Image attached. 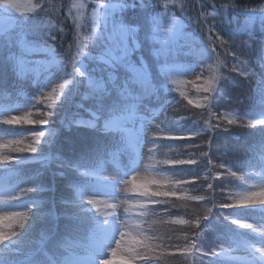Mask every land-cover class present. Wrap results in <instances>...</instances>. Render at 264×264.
<instances>
[{
	"label": "trees",
	"instance_id": "1",
	"mask_svg": "<svg viewBox=\"0 0 264 264\" xmlns=\"http://www.w3.org/2000/svg\"><path fill=\"white\" fill-rule=\"evenodd\" d=\"M36 2L43 4L44 9L25 11L20 19L26 27H17L13 37L22 40L25 46L27 43L30 46L43 45L45 42L50 44L51 55L42 54L31 58L52 59L54 56L60 63L53 65L49 73L41 72L40 76L29 74L23 79H17L12 75L10 67L0 62V96L5 94L2 99L26 101L31 107L33 118H36L38 113L34 109L39 104L43 106L47 103L46 97L44 100L39 99L41 92L48 90L50 84L60 82L53 93L54 109L47 125L9 124L0 115V128L15 133L28 132L27 137L32 132L45 131L38 147L40 152L19 155L45 158L49 157L50 151L52 159L36 168V171L41 172L23 174V178H30L33 185H40L34 188L30 196L39 198L42 202L33 208L36 218L27 222L15 239L0 247V255L6 259L14 257L22 260L34 251H37L39 257L49 250L57 255L66 254L68 245L65 244H70V239H79L95 228L96 213L87 203L88 198L78 192V187L83 186L87 180L80 178L79 170H74L69 165L78 161L77 153L72 152L78 151L87 155L86 160L79 161L80 166H84L81 164H86L97 155L90 150L102 141L94 136L90 128L77 132L62 126V121L66 122L74 115L90 119L89 113L76 109L75 105L83 102L88 106L92 101H82L80 93L75 92L69 93L65 99L64 93L69 92L70 86L64 85L61 89L60 85L65 79L73 78V60L78 67L83 62L82 70H87L94 79H106L108 72L113 70L112 57L122 55L119 25L113 28L110 21L132 15L131 12L121 10L120 5L125 0ZM88 2L93 6L96 3L102 5L105 11L106 4L112 6L107 29L104 27L97 37L91 34L92 19L86 15L85 9L82 10ZM127 2L131 3L133 0ZM136 2L149 5V23L146 28L129 36V46L134 47L135 41L139 47L134 48L126 58L127 75L129 78L135 77L131 68H139L138 59L143 56L146 64L154 69L152 86L157 91L144 94L137 84L132 88V96L140 95L142 98L138 101L165 109L166 119L163 125L167 133H175L162 139V154L169 158L162 160L160 164L170 180L160 182L161 187L157 186L162 194L157 192L158 188L152 194L158 198V202L152 209L151 237L145 238V242L151 240V249L146 244L138 243V254L149 257L155 264H236L230 255L231 248L235 245L246 246V241H250V238L233 221L243 220L254 231L264 234V191L255 199L250 196L252 185L253 189L258 187L260 180L264 178V124L248 126L246 123L248 120L258 122L259 118L256 116L264 112V37L259 36L258 19L254 20L252 26H244V21L249 19L244 11L264 7V0ZM160 12L165 16L162 25L154 19L155 14ZM33 19L38 22L36 26L32 21L27 24L28 20ZM175 21H179V25ZM209 27L215 28V32L211 34L213 40L219 34L224 41L223 46L220 41L215 42L214 53L208 41ZM161 28L162 39H159L156 34L159 35ZM177 28L186 36V40L179 39L178 43L184 47L176 60L203 65L209 71L207 79L215 78L217 81L214 90L209 93L210 109L202 108V105L207 107L203 86H200V91L192 90L190 84L185 87L176 86L167 72L159 73V69L165 66L162 43ZM112 29L117 38L112 36L113 39L109 40V31ZM3 35L4 33L0 34V40ZM52 36H55V40L51 39ZM260 40V43L254 42ZM14 50L18 51V48ZM101 53H104L102 60L99 59ZM227 53L232 54H229V62ZM245 61L247 63H243ZM234 65L239 71H232ZM125 71L124 64H120L115 74L123 76ZM254 71L260 77L258 80L250 76ZM242 72H247L250 77L242 75ZM44 78L49 82H43ZM83 91L84 87L81 86L80 92ZM191 95L200 100H195ZM131 101L134 100L129 98L127 104ZM209 110L220 116H234L237 123L230 124L216 116L209 117ZM206 119H210L212 127L206 126ZM49 133L52 136L51 143H48ZM56 153L61 154V159L55 158ZM10 166L21 170L29 167L20 158ZM241 193L247 194V199L257 203L232 206ZM209 208L212 212L205 218ZM74 212L79 224L73 229L66 225L70 224V216ZM15 226L8 224L6 227L10 230ZM222 244L228 249L227 253L205 254L214 249L219 252L217 246Z\"/></svg>",
	"mask_w": 264,
	"mask_h": 264
},
{
	"label": "snow or ice",
	"instance_id": "2",
	"mask_svg": "<svg viewBox=\"0 0 264 264\" xmlns=\"http://www.w3.org/2000/svg\"><path fill=\"white\" fill-rule=\"evenodd\" d=\"M111 5H105V29H107L109 14L111 11ZM121 10L125 13L131 12V16L125 15L120 20H113V26L119 25V31L121 35L120 40V50L122 55L119 57H112V71H109L106 79H94L87 70L84 69V64L81 62L78 67L76 63L72 62L73 69V78L71 80L65 79L63 84L60 85L61 89H63L64 85H69V92L64 93V98L67 99L69 93H80L82 101L91 100L92 103L88 106H85V103H77L75 105L76 109L83 111L85 113H89L90 119H83L79 116H73L71 119H67L66 122L62 121V126L67 127L69 130H75L77 132L81 131L85 128L92 129V133L98 140L102 141V143H97L93 149L90 151L92 153L97 154V158L105 157L109 154L115 155V151L119 148L121 139L124 136H127L131 141L132 132L126 127V124L129 122L130 117L126 114L129 111V106L127 101L129 98L132 100H139L142 97L140 95L132 96V88L134 85L139 84L143 89L144 94L155 93L157 89L152 86V80L154 78V69L151 65L146 64V61L143 56L138 59V63L140 64L139 68L132 67L131 71L135 73L134 78H129L127 75V64L125 63L126 58L131 54L134 48H138L139 45L133 41L134 47L129 46V36L134 34L144 28L147 27L149 23L148 19V10L149 5L144 3H137L136 0L128 3L125 0V3L120 5ZM226 7V6H225ZM43 10L44 5L41 3H37L31 5L29 9H22L19 4L10 3L9 0H0V32L4 33L2 40H0V62L7 64L12 72V75L17 79H23L29 74L39 75L41 72H51L53 65H58L60 62L55 59L53 56L52 59H32L31 57L39 56L42 54L51 55L52 54V46L47 44L46 42L43 45H34L31 47H27L24 45L22 40L14 39L13 33H15L16 28L19 27L23 29L26 27L24 21L20 19L21 16L24 15V12L27 10ZM17 13L20 15L17 16ZM244 15L249 17V19L244 21L245 27H250L254 20L258 19L259 21V36L264 37V7H260L257 9H246L244 11ZM177 25H179V21H175ZM209 36L208 41L211 46V50L215 52V42L220 41L221 46H223L224 41L219 34H216L215 40L212 38V33L215 32L214 27H209ZM103 35V33H101ZM184 38L186 40V36L177 28L176 31L172 32L169 36V39L162 43V55L164 57V65L159 69V73L173 71L174 66L176 64V58L178 54L183 49L184 45H180L178 43L179 39ZM249 38H252V32H249ZM52 40H55V36L51 37ZM109 40H112L113 37L111 34L108 36ZM257 43L262 42L254 41ZM18 51L14 50L17 49ZM235 55V53H233ZM104 58V53H101L99 59ZM243 63H247L246 61ZM120 64H124L126 69L125 74L123 76H117L115 74L116 68L120 66ZM203 67V65L201 66ZM232 71H239V69L234 65ZM156 73V75H159ZM244 76L252 77L258 80L260 77L254 71L249 74L247 72L241 73ZM78 77V78H77ZM197 79H200L197 76ZM217 81L215 78H209L205 81V85L202 87V91L204 93V102L207 105H202L204 109H210L208 107L211 93L214 90ZM81 86L84 87V91L80 92ZM198 91L201 88L198 87ZM55 92V88L52 89V92L47 94L46 100L47 103L41 106L36 107L34 110L38 115L36 118H33V113L31 111L27 112L23 116L13 115L8 120L9 124H30V125H47L49 123V116L52 114V110L54 109V97L53 93ZM127 93V95H125ZM39 99L44 100L45 96L43 91L40 94ZM61 101V99H60ZM59 101V102H60ZM57 105V104H56ZM55 105V106H56ZM46 109V110H45ZM209 117L216 116L218 119L222 121H226L230 124H236L237 120L233 116L229 118V116L224 115L220 116L218 113L208 112ZM248 126L264 124V121H254L248 120ZM205 124L208 127H212L210 119L205 120ZM45 136V131H35L32 132L25 139L28 141L25 143V139H14L7 141L6 143L0 144V148H10V153H36L37 146L41 143L42 137ZM195 137V134H192ZM48 143L52 142L51 133L48 134ZM56 159H61V154H55ZM13 159L11 155L0 156V161H9ZM49 157L43 158V161H47ZM86 160V155L81 154L78 158V161L74 164L69 165L74 170L80 167L79 161ZM84 174H88L84 172ZM218 177V176H217ZM26 192L34 191V188L27 187L24 189ZM90 205H98L100 201L97 199H88L87 201ZM104 204L107 201L103 202ZM257 203L256 201H252L247 199V194L241 193L240 197L235 200L232 206H244ZM221 207H228L229 205H220ZM116 205L113 204V214ZM96 212L101 213L105 218L108 217V212L105 210H101V208L96 207ZM212 212V209L209 208L205 218ZM14 215L17 218L15 220V229H11L7 232L4 231L3 239H0V245L5 244L7 241L11 240L13 237L17 236L20 229H22L28 219V212H10L6 214ZM59 219V217H57ZM234 223L240 224L241 221H233ZM79 222L77 219V215L74 212L70 216V224L66 225L69 228H76ZM243 227L249 228L251 225L243 224ZM217 248L219 252L215 249L211 253V255L217 254H225L228 252V249L225 246L218 245ZM99 264H107L106 259L100 261Z\"/></svg>",
	"mask_w": 264,
	"mask_h": 264
},
{
	"label": "rangeland",
	"instance_id": "3",
	"mask_svg": "<svg viewBox=\"0 0 264 264\" xmlns=\"http://www.w3.org/2000/svg\"><path fill=\"white\" fill-rule=\"evenodd\" d=\"M9 2L13 4H19L21 8L25 10L29 9L31 5L37 4L36 0H9ZM95 5L96 6L90 5L88 2L84 7H82V10L85 9L86 15L92 19L90 21L91 34L94 37H97V35H100V31L104 30V18L106 11L102 8V5L100 6L98 3H96ZM164 18L165 16L162 15V12H160L158 13V15L155 14L154 19L158 20L162 25ZM31 21L34 26H36V23H38L33 19L28 20L27 24H29ZM112 21L113 20H111L110 22L112 24V27L114 28ZM1 33L2 32H0V34ZM109 33L112 34V36L116 37L114 29H112V31H109ZM158 36L159 39H162V31L159 32ZM118 42L119 40H117V43ZM229 54L227 53L228 62L232 55ZM169 73L175 79L176 83L181 85L190 84L191 89L197 91L198 87L200 88V86L205 85V81L208 78L209 71L205 70L203 67H201V65L195 66L191 63L175 64L173 71H169ZM197 76H199L200 79H197ZM58 83L60 82L54 83L51 88L46 90L44 92V96L47 97V94L51 92ZM61 94L62 92L59 93V95ZM191 97L195 100H200L193 97V95H191ZM144 105L145 103H140L139 110L128 115L130 119L126 126H129L134 142V144L132 142L130 143L132 146L131 149L129 150L128 148V150L124 152L125 156L123 159H121L117 163H110V165H108L106 170H109V172L107 171V174H101L98 177L100 180V185H96L97 183H95V185L88 186L86 190L83 189L85 192L84 194L90 197H95L97 195V200L100 201L97 207L101 208L102 211L105 210L106 212H108L107 218L101 215V213H98L100 223H98L95 232L90 237L91 245L85 247H94L97 249L99 248V246H104L106 250L105 252H107L108 255H104V257L101 258L87 249V252H90L91 255L79 252V255L82 254L84 256L82 258V263H77L76 259H73L72 264H99L100 261H103L105 259L107 261V264L154 263V261H152L151 259H142L137 255V243H144V245L146 244L148 249H151V240L145 242L143 240V237H140L144 230V224L141 223V219L144 218L142 217V211L145 210L148 204V202L146 201L148 199L146 197V193L150 196V194H153L158 188L157 192L162 194L160 188L157 186L160 185V182L166 183L170 180V178H167V175L163 178L162 172L156 171L158 167H162V165H160L159 163V160H168L169 157H161L160 155H158V142L156 140L158 139V136L164 133L161 123L163 120H165L166 110L165 112H159L157 110L151 109L150 107H145ZM29 111L31 110L24 107L9 108L5 110V113H7L5 119L7 121L13 115L23 116ZM262 119L264 120V118ZM27 133L28 132H24L23 134H13V131L12 134L0 133V144L14 139H25L27 137ZM171 135L172 134H168L169 137H171ZM27 142L28 141L25 139V143ZM38 147L39 145L37 146V152H40ZM10 152V148H0V156L11 155L13 157V159L9 161H0V168L9 167L12 162H17L18 158H24V160H34V156L26 157L25 155L24 157H20V153ZM173 162L175 161H172V163ZM118 166H120V168L122 169H126L127 171L122 172V174H112V172L114 171L110 172V169L114 170L115 167ZM155 167H157V169H155ZM5 182L7 181L0 179V185H6ZM104 186L106 188L109 187L110 189L115 190L117 194H113L112 192H108L105 189L101 188ZM250 189L253 190L252 192H250L251 199H255L256 197L261 196L260 194L264 191V181L260 183L258 187ZM142 192L144 193V195L142 194ZM102 194L104 195L101 196ZM104 201H107V203L104 204ZM113 204L116 205L114 214ZM33 206L34 202L32 203L28 201L27 203L23 202V204H17L10 202V200L4 198L3 195H1L0 239H3L4 231H8L6 226L8 224L9 226H15L14 219L17 218L14 215L7 216L6 214L10 212H26L32 210V212H28L29 219L27 222H29L33 218H36V212L33 210ZM151 229L152 230H150V234L151 231H153V228ZM159 237H161V235ZM13 239H15V237H13L9 241L11 242ZM5 244L0 245V247L4 246ZM82 249L83 248H78V251H81ZM8 259L13 258L9 257Z\"/></svg>",
	"mask_w": 264,
	"mask_h": 264
}]
</instances>
